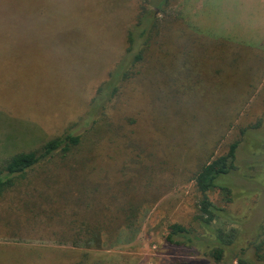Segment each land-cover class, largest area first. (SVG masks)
Returning <instances> with one entry per match:
<instances>
[{
    "label": "rangeland",
    "instance_id": "374dc122",
    "mask_svg": "<svg viewBox=\"0 0 264 264\" xmlns=\"http://www.w3.org/2000/svg\"><path fill=\"white\" fill-rule=\"evenodd\" d=\"M179 2L0 0V170L50 140L80 137L0 192V264L258 263L264 46L199 33L175 14ZM211 7L219 6L204 11ZM144 15L143 37L132 32L142 61L126 67L104 109L91 108L128 62V32ZM234 143L232 200L219 191L210 199L222 209L215 227L236 238L216 262L206 242L213 231L196 219L203 196L193 178ZM132 208L147 215L131 244L74 246L84 229L115 232ZM173 224L196 235L193 246L167 241Z\"/></svg>",
    "mask_w": 264,
    "mask_h": 264
},
{
    "label": "trees",
    "instance_id": "16d2710c",
    "mask_svg": "<svg viewBox=\"0 0 264 264\" xmlns=\"http://www.w3.org/2000/svg\"><path fill=\"white\" fill-rule=\"evenodd\" d=\"M144 21L150 22L147 16H143L139 20L138 26L133 27L128 32V62H121L117 65L115 71L110 73L108 80L104 82L98 89L95 98L92 101L91 108L101 110L105 108L107 103H110L117 95L120 83L126 80L130 73L126 71V67L134 66L143 59V50L137 51V38L133 35V30H137L138 36L143 37L145 30L140 26ZM146 43V42H145ZM148 43H146L147 45ZM137 51V52H136ZM130 64V65H129ZM126 71V72H125ZM80 144V137L71 134L64 135L46 142L40 149L29 153L17 154L9 159L0 170V192L4 191L7 186H11L18 176L26 174L29 170L51 158L56 152L62 151L67 154L72 148ZM239 143L231 145L229 152L226 155L220 156L214 160H208L199 167L193 180L196 184L197 190L202 194L203 198L199 205V215L197 221L205 228L206 231L211 229L209 238L206 240L208 244V255L212 256L216 262H221L225 256L226 251L232 246L235 241V231L227 233L220 228L215 227L216 221H219L222 214L219 207H217L210 199L211 193L219 191L229 200L230 196L234 195L233 184L231 183L230 175L235 170V163L237 159V151ZM230 197V198H229ZM145 217H142L140 209L132 208L127 217V223L115 232H103L101 230L92 231L91 229H84L82 233H78L82 238L74 242L75 247L82 248H104L111 249L119 245L131 244L135 241L141 229V222ZM104 233L108 239L104 240ZM196 235L190 229H187L179 224H173L169 228L167 241L171 244L181 245L194 244ZM180 239V241L178 240ZM256 250V258L258 263L264 264V240L261 243L254 244ZM255 261L241 259L239 264H258Z\"/></svg>",
    "mask_w": 264,
    "mask_h": 264
},
{
    "label": "crops",
    "instance_id": "0c3cea01",
    "mask_svg": "<svg viewBox=\"0 0 264 264\" xmlns=\"http://www.w3.org/2000/svg\"><path fill=\"white\" fill-rule=\"evenodd\" d=\"M209 1L180 0L181 7H177L175 14L199 33L248 47L264 46V0ZM206 4L219 7L204 11Z\"/></svg>",
    "mask_w": 264,
    "mask_h": 264
}]
</instances>
